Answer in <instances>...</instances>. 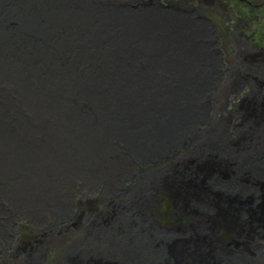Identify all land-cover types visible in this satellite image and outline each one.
<instances>
[{
	"label": "bare ground",
	"instance_id": "obj_1",
	"mask_svg": "<svg viewBox=\"0 0 264 264\" xmlns=\"http://www.w3.org/2000/svg\"><path fill=\"white\" fill-rule=\"evenodd\" d=\"M90 3L0 0V202L17 215L45 211L52 203L69 212L75 182L87 192L103 184V195L113 193L115 184L143 179L149 167H163L176 153L191 152L190 145H205L199 147L203 154L215 149L227 154L225 127L220 125L219 136L201 127L213 100L221 97L218 59L206 54V40L184 42L177 19L184 13L107 9L103 14ZM259 134L264 136V129ZM259 143L256 175L264 178ZM147 180L134 211L152 218L155 192L175 188L167 177ZM135 194L123 195L141 198ZM214 205L195 198L188 214L196 219L183 224V236H217L221 225L220 216L211 213ZM250 210L252 205V217L256 209ZM5 228L0 223V244L9 249L12 237ZM170 228L156 224L152 233L169 240L175 235ZM134 233L139 245L140 234Z\"/></svg>",
	"mask_w": 264,
	"mask_h": 264
},
{
	"label": "rangeland",
	"instance_id": "obj_2",
	"mask_svg": "<svg viewBox=\"0 0 264 264\" xmlns=\"http://www.w3.org/2000/svg\"><path fill=\"white\" fill-rule=\"evenodd\" d=\"M90 1V5H95L103 14L107 9H129L134 13L151 9L158 12L166 10L170 13H184V18L177 16L181 21L180 33L184 36V42L198 40L203 43L206 40L210 46V51L206 54L210 58L218 59L220 80L217 84L220 85L221 97L213 100V109L204 116L207 120L201 127L212 133L217 132V136L220 127H225L227 154L221 149V152L215 149L206 153L203 151V154L199 147L204 150L205 145H199L196 149L190 145L188 148L191 152L188 153V149L180 151L172 157L168 165L151 166L143 179L137 177L134 182L126 180L117 183L115 190L109 189L114 192L105 195L101 193L105 192V185L97 187L94 192H87L88 190L81 186L82 183L77 181L67 202L70 211L66 213L56 207L57 204L52 203L45 211L35 209L31 211L30 216L24 213L17 215L18 212L12 210L11 205L5 201L0 202V223L6 230L10 226L13 228L9 232L5 230L10 238L12 237L11 247L8 249L3 243L0 244V264H179L178 260L183 259L184 264H235L237 256L232 252L235 250V245L232 244L235 243L234 207H237L236 212L239 215L242 213L238 218L242 222L248 217L244 211L249 212L251 205L252 211L253 207L260 211L259 215L253 211L255 213L253 218L251 217L255 220L253 226L256 228V234L259 232L257 224H262L257 223L256 218H264L261 208L264 201V178L256 175L258 158L255 152L257 142H260V149H264V136L259 137V131L264 129V55L250 46V41L245 40L246 34L254 33L256 42H252L258 47H264V0ZM208 34L210 35L206 37ZM243 149H246V152ZM128 157L132 158L133 155L129 154ZM163 176L168 178L167 183L173 185L172 190L175 189L168 192L162 188L153 193L152 218L148 214L145 215V212L137 216L134 209H138L139 202H142L143 180L146 178L147 183H155L163 179ZM178 188L182 189V193L178 194ZM134 192L135 196H139V192L141 198L130 199L124 196ZM253 195L260 199L257 201ZM195 198H206L210 203H216L211 213L220 216L218 223L221 226L217 236L211 233V236H203L201 240L196 233H190L187 238L180 232L183 224L194 222L192 218L195 217H191L188 211L195 205H188H191ZM244 203L246 204L242 206ZM199 209L205 210L207 207ZM127 212L130 213L129 217L125 215ZM193 214L197 216L196 213ZM154 222L166 228L171 227V232L175 235L167 238L169 240H161L162 237L158 236L162 234L152 233L156 226ZM125 224L127 226H124ZM245 228L246 226L241 229ZM133 229L140 234L137 237L142 241L139 245L136 244ZM210 232L209 229L207 233ZM149 235L152 240L147 238V243L146 237ZM220 235L226 237L223 243L217 242L216 238ZM119 238L127 242L132 240L133 245L127 246L126 241L124 243ZM196 253L204 258L203 263L197 258V262L193 260L191 256Z\"/></svg>",
	"mask_w": 264,
	"mask_h": 264
},
{
	"label": "flooded vegetation",
	"instance_id": "obj_3",
	"mask_svg": "<svg viewBox=\"0 0 264 264\" xmlns=\"http://www.w3.org/2000/svg\"><path fill=\"white\" fill-rule=\"evenodd\" d=\"M245 40L250 41V46L254 47L258 51H261V54L264 55V47H258L256 43L252 42L253 40L255 41L254 33L246 34ZM236 208L234 209L235 211L233 213L236 245L234 244L235 250L232 251L233 255L237 256V262H235V264H264V220L262 222L259 219L257 220V223L261 222L262 224L259 223L257 224V228L259 229V232L256 234L255 233L256 228L253 226V223L255 222H252V218L248 214L249 212H247V210L244 211L246 215L248 214L247 215L248 219L246 218L245 222L244 221L242 222L240 221V219L238 220V218L241 217L240 215L242 213H240L239 215L236 212ZM258 211H255L256 212L255 214L259 215L260 211L259 212ZM245 226H246L245 229H241ZM260 232H263V234ZM224 241H226L225 235L224 236L220 235L219 237H217V242L223 243ZM228 245L230 246V244ZM219 249L220 248L218 247V250Z\"/></svg>",
	"mask_w": 264,
	"mask_h": 264
},
{
	"label": "water",
	"instance_id": "obj_4",
	"mask_svg": "<svg viewBox=\"0 0 264 264\" xmlns=\"http://www.w3.org/2000/svg\"><path fill=\"white\" fill-rule=\"evenodd\" d=\"M246 203H244L242 206H244ZM262 205H261V208H263V211H264V201L261 203ZM237 211V210H236ZM262 217V216H261ZM259 218V220L262 222L264 219L263 218ZM264 217V216H263ZM252 222H255V220L253 219L252 220ZM256 222H257V220H256ZM211 239H212V241H213V238L211 237ZM217 239V238H216ZM195 244V243H194ZM233 244H235V243H233ZM236 245V244H235ZM177 255V254H176ZM191 257H193V260L194 261H196L197 262V259H198V261L200 262V263H203V259L204 258H202V257H199V254H194L193 256H191ZM180 258V257H179ZM197 258V259H196ZM178 262H179V264H184V259L183 260H178Z\"/></svg>",
	"mask_w": 264,
	"mask_h": 264
}]
</instances>
